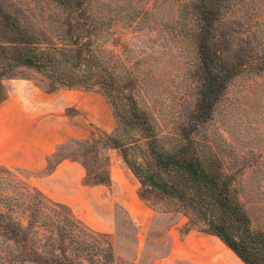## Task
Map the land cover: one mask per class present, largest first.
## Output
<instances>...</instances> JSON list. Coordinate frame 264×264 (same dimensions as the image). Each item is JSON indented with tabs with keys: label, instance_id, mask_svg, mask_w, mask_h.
Returning a JSON list of instances; mask_svg holds the SVG:
<instances>
[{
	"label": "rangeland",
	"instance_id": "1",
	"mask_svg": "<svg viewBox=\"0 0 264 264\" xmlns=\"http://www.w3.org/2000/svg\"><path fill=\"white\" fill-rule=\"evenodd\" d=\"M192 2L83 0L79 15L59 6L58 0H0V46L31 42L37 51L59 56V64L72 73L89 76L95 85L90 90L53 91L61 90L63 98L74 104L67 112L86 135L58 147L48 169L58 159L74 158L85 163L87 183L104 174L111 159H122L119 150L106 148L108 135L92 136L99 131L97 118L112 121L111 135L124 140L127 154L137 164L148 160L153 165L150 139L115 113L126 119L131 113L144 115L153 139L165 150L182 145L213 154L232 181L250 231L264 234V67H247L236 74L210 118L195 124L202 81L197 46L202 23ZM221 9L216 37L219 57L230 66L251 59L255 65L261 63L264 0H230ZM13 21L19 31L11 27ZM77 48L82 59L74 66ZM4 64L0 53V101L20 83L53 93L45 90L52 83L48 72L22 66L3 71ZM99 80L112 84L113 104L97 92ZM34 177L0 168L2 222L30 224L26 241L0 233V264H189L185 259L189 255L181 247L191 231L199 238V264H243L217 237L191 227L175 201L141 186L138 179V194L154 212L141 237L120 224L122 219L112 233L94 229L38 192ZM27 249L35 252L37 261Z\"/></svg>",
	"mask_w": 264,
	"mask_h": 264
},
{
	"label": "trees",
	"instance_id": "2",
	"mask_svg": "<svg viewBox=\"0 0 264 264\" xmlns=\"http://www.w3.org/2000/svg\"><path fill=\"white\" fill-rule=\"evenodd\" d=\"M229 1L193 0L191 3L202 23V32L198 35L197 44L202 81L194 114L195 124L205 123L210 118L214 106L225 92L227 83L236 74L247 67L254 68L257 65L260 69L264 67V55L259 58L261 63L256 65L254 59H251L234 66H230L219 57L220 52L217 51L216 42L218 19L222 14L221 8ZM58 5L64 9L73 10L79 15L83 14V0H58ZM11 23V27L17 31L20 30L16 21ZM75 43L77 44L76 40ZM0 51L5 63L3 71L22 66L48 72L47 77L51 79L52 83L51 87L45 90L49 92L61 89V87L67 90H77L78 88L90 90L95 86L89 76L72 73L71 68L68 66L64 68V65L59 64V56L50 51H37L31 42L2 45ZM74 56L76 59L74 66H76L82 59L81 48H77ZM63 70L65 71L63 72ZM101 80L97 82V85H100L97 92L107 103L109 100L113 104L115 96L112 84L108 81L101 82ZM115 114L123 122L140 128L146 138L150 139L148 147L149 155L154 160L153 165L149 164L148 160L137 164L135 158L127 154L129 146L122 138H115L116 136L111 134L105 137L106 148L120 151L123 163L138 179L141 186L149 187L162 196L175 201L191 227H200V232L217 237L243 264H264V234H254L250 231L249 220L236 197L232 181L219 166L220 164L216 162V157L211 153L206 154L202 150L196 153L190 146L182 145L171 152L167 151L153 139V129L146 116L137 114L136 116L131 113V116L126 119L118 112ZM61 160L58 159L57 162ZM71 160L77 161L74 158ZM81 164L85 169L86 178H88L87 167L84 162ZM108 169L109 165L104 174L91 179L87 184H108L110 182ZM139 198L143 201L142 196ZM3 219H5L4 215L0 214L1 234L9 236L14 241H18L20 237H24L23 241L28 240L30 224L24 227L17 223L11 224V221L4 223ZM27 251L28 255L37 261L35 252L28 249Z\"/></svg>",
	"mask_w": 264,
	"mask_h": 264
},
{
	"label": "crops",
	"instance_id": "3",
	"mask_svg": "<svg viewBox=\"0 0 264 264\" xmlns=\"http://www.w3.org/2000/svg\"><path fill=\"white\" fill-rule=\"evenodd\" d=\"M60 91L43 93L34 85L20 83L0 101V168L34 174L33 186L43 196L69 208L98 231L112 233L122 219L120 224L141 237L154 212L139 198V183L122 167V159L110 160L108 184H87L82 164L71 159L48 169L58 147L86 135L77 128L76 117L67 112L74 104ZM95 122L99 131L93 137L112 133L114 125L108 118ZM185 238L181 247L189 255L185 259L199 264V238L192 231Z\"/></svg>",
	"mask_w": 264,
	"mask_h": 264
}]
</instances>
